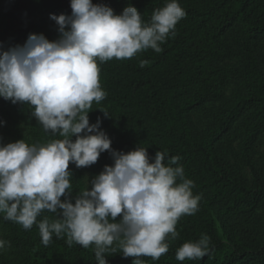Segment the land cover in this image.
<instances>
[{
    "label": "trees",
    "instance_id": "trees-1",
    "mask_svg": "<svg viewBox=\"0 0 264 264\" xmlns=\"http://www.w3.org/2000/svg\"><path fill=\"white\" fill-rule=\"evenodd\" d=\"M92 2L111 7L117 15L131 4L147 22L165 0ZM179 3L186 16L177 24L176 35L161 45L162 52L149 49L132 59L100 65L107 97L93 104L89 121L94 124L100 118V130L117 152L141 146L150 157L158 150L166 151L168 158L179 156L186 178L195 184L194 195L202 197L199 211L178 222L180 236L169 242L168 253L155 262L144 257L146 264H264V224L254 227L250 222L257 211H264L263 170L254 168L264 141V0ZM62 14L71 15L70 0H0V45L4 50L23 45L30 34L55 41L58 26L50 17ZM141 60L149 63L141 68ZM97 107L111 118H104ZM23 121L31 127L29 139L23 137ZM0 122L3 145L53 138L26 104L0 98ZM112 165L108 152L91 167L70 164L72 197L84 187L85 178L91 190V179ZM246 166L253 171L251 180L243 171ZM202 234L211 238L209 255L200 261H177L176 249ZM0 238L11 242L0 254V264H96L92 247H68L55 237L45 247L35 225L25 231L0 217ZM106 259L107 264H132L119 250Z\"/></svg>",
    "mask_w": 264,
    "mask_h": 264
},
{
    "label": "clouds",
    "instance_id": "clouds-1",
    "mask_svg": "<svg viewBox=\"0 0 264 264\" xmlns=\"http://www.w3.org/2000/svg\"><path fill=\"white\" fill-rule=\"evenodd\" d=\"M70 8L71 15L50 17L58 26L57 40L30 34L23 45L7 50L0 45V98L26 104L53 137L0 144V217L25 231L35 225L45 247L53 237L68 247H92L96 264H107V254L117 250L132 264H146L144 257L159 261L169 242L179 238L180 219L195 215L202 197L194 195L195 184L186 178L179 156L168 158L158 150L150 157L141 146L117 152L100 130V118L90 124L89 113L107 97L100 65L149 49L162 52L186 12L179 0H165L147 22L131 4L119 15L92 0H70ZM148 63L141 60L140 67ZM104 152L113 165L91 179V190L85 178L73 198L69 165L91 167ZM10 247L0 238V254ZM210 250L211 238L202 234L177 248L176 260L200 261Z\"/></svg>",
    "mask_w": 264,
    "mask_h": 264
},
{
    "label": "rangeland",
    "instance_id": "rangeland-1",
    "mask_svg": "<svg viewBox=\"0 0 264 264\" xmlns=\"http://www.w3.org/2000/svg\"><path fill=\"white\" fill-rule=\"evenodd\" d=\"M238 63L236 61H233V65H237ZM21 131L23 134L24 138H31V127L27 124L26 121H23L21 123ZM254 161H255V169H262V173L264 175V141L263 143L260 145L258 153L255 155L254 157ZM244 173L246 175V177L251 180L253 179V171L251 170V168L249 167H244ZM250 222H251V226H261L264 224V211L259 210L257 211L251 218H250Z\"/></svg>",
    "mask_w": 264,
    "mask_h": 264
}]
</instances>
